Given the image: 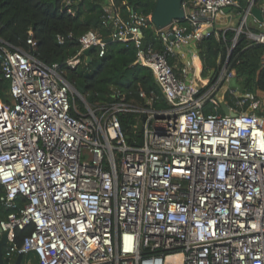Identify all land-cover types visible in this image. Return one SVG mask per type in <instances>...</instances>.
<instances>
[{"label":"built area","instance_id":"2783aa9c","mask_svg":"<svg viewBox=\"0 0 264 264\" xmlns=\"http://www.w3.org/2000/svg\"><path fill=\"white\" fill-rule=\"evenodd\" d=\"M99 2L109 39L133 44L136 63L151 71L167 106L155 109L153 93L141 91L136 103L117 90L111 101L90 105L55 65L35 57L31 38L29 49L0 39V72L9 83L8 102L0 99V206L7 211L0 237L8 235L2 257L33 253L38 264H264V101L228 88L234 103L223 104L234 116L220 113L216 97L235 77L229 56L201 87L168 62L177 44L209 36L226 8L238 16L229 55L239 36L264 46V4L184 2L186 26L172 21L157 30L167 42L157 52L143 41L151 17L131 10L123 20L113 0ZM253 7L262 22L251 16ZM69 38L59 35L57 44ZM77 42L68 66L87 60L86 50L104 54L95 31ZM123 114L140 118V142H127ZM28 226L30 235L14 242V231Z\"/></svg>","mask_w":264,"mask_h":264},{"label":"trees","instance_id":"16d2710c","mask_svg":"<svg viewBox=\"0 0 264 264\" xmlns=\"http://www.w3.org/2000/svg\"><path fill=\"white\" fill-rule=\"evenodd\" d=\"M236 1L244 9L248 4V0ZM262 3L264 4V0H255L257 7ZM113 7L123 20L127 19L131 10L139 15L151 17L155 11L156 0H113ZM102 14L99 0H0V39L13 47L29 49L26 40L31 38L35 57L48 66L55 65L65 80L84 96L90 105L111 101L113 90H117L123 94L125 100L136 103L142 101L138 97L141 91L147 96L153 93L158 98L154 100L153 107L166 108L167 104L161 97L151 71L136 63L133 44L111 41L110 30L101 25ZM178 23L186 26L184 20ZM87 31L97 32L99 39L105 42L103 56L98 57L97 50L93 48L89 50V62L83 60L74 67L68 66L66 61L79 49L78 38ZM69 34L71 38L66 39L64 45L57 44V36ZM234 36L233 29L217 28L198 42L203 66L202 77H206L209 71L217 73L229 56V63L235 73L234 78L241 85L239 91L253 97H257L259 92L264 94V46L239 36L229 55ZM157 38L155 28L149 23L143 29V41L153 44L155 51L161 52L164 48ZM8 86V81L0 72V99L3 102H8ZM225 100L230 105L234 103L228 94ZM119 121L127 142L131 143L133 139L140 142V118L123 114L119 116ZM6 214L7 211L0 206V217H5ZM31 232V226L24 230H15L14 242L20 244ZM3 260L4 264H14L16 256ZM28 263L38 264L33 253L22 257L21 264Z\"/></svg>","mask_w":264,"mask_h":264},{"label":"crops","instance_id":"0c3cea01","mask_svg":"<svg viewBox=\"0 0 264 264\" xmlns=\"http://www.w3.org/2000/svg\"><path fill=\"white\" fill-rule=\"evenodd\" d=\"M229 13L227 16L218 18V20L215 23V26L216 27L224 26L223 29H232L230 27L235 20H238V16L233 12L232 16L229 17ZM155 34L158 35L157 29H155ZM157 40L161 41L163 48L166 46L167 42H164L160 37H158ZM168 42H170V40ZM197 44L198 42L197 43L193 42L189 45L177 44V46H174L172 48L168 62L174 68V72L179 77L185 79L186 82H190V83L195 82V84L198 85H202V84L205 85V83L207 84V80L210 77L211 71L208 72V75L206 77H202L201 73L203 66H202L201 58L199 56V50ZM183 69L187 70L186 76L182 75Z\"/></svg>","mask_w":264,"mask_h":264},{"label":"water","instance_id":"95a60500","mask_svg":"<svg viewBox=\"0 0 264 264\" xmlns=\"http://www.w3.org/2000/svg\"><path fill=\"white\" fill-rule=\"evenodd\" d=\"M183 0H156L155 11H153L151 15V23L157 30H162L167 27L172 21H183L184 18V10H183ZM225 13L230 12V8H226L224 10ZM234 13H237L236 11ZM250 14L252 17L256 18L259 22H262L261 12L258 8L253 7L251 9ZM224 26L221 27H212L208 29L206 32L212 33L216 28L223 29ZM170 40H174L172 35L169 36ZM84 54L87 57V62H89V50L84 51ZM75 89V88H74ZM75 91H77L75 89ZM78 92V91H77ZM79 93V92H78ZM221 111L224 115L234 116V113L229 110V107L225 104H221ZM8 240L7 233H4L0 237V264H4V260L2 257L3 247L6 245ZM22 255H18L14 264H21Z\"/></svg>","mask_w":264,"mask_h":264},{"label":"rangeland","instance_id":"374dc122","mask_svg":"<svg viewBox=\"0 0 264 264\" xmlns=\"http://www.w3.org/2000/svg\"><path fill=\"white\" fill-rule=\"evenodd\" d=\"M237 26H238V20H235L234 23L231 25L230 28H232L233 31H234L237 28ZM228 88L229 89H238V90H241V85H240L239 81L236 78H232L231 81H230V83L227 84V85H225L224 87H222L221 90L219 91V93H218V95L216 97V99L218 100L219 103H223L224 102L226 93L228 91ZM256 95L262 101H264V94L263 93H260L259 92Z\"/></svg>","mask_w":264,"mask_h":264},{"label":"bare ground","instance_id":"6f19581e","mask_svg":"<svg viewBox=\"0 0 264 264\" xmlns=\"http://www.w3.org/2000/svg\"><path fill=\"white\" fill-rule=\"evenodd\" d=\"M205 84H206V83H205ZM193 85L196 86V87H201V86H203L204 84H202V85H198V84H195V82H194Z\"/></svg>","mask_w":264,"mask_h":264}]
</instances>
